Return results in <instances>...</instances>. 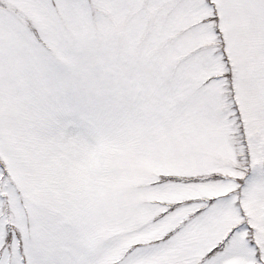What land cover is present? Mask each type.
Listing matches in <instances>:
<instances>
[{
  "label": "snow or ice",
  "instance_id": "snow-or-ice-1",
  "mask_svg": "<svg viewBox=\"0 0 264 264\" xmlns=\"http://www.w3.org/2000/svg\"><path fill=\"white\" fill-rule=\"evenodd\" d=\"M0 264H264V0H0Z\"/></svg>",
  "mask_w": 264,
  "mask_h": 264
}]
</instances>
